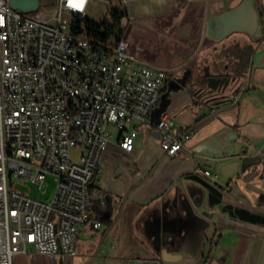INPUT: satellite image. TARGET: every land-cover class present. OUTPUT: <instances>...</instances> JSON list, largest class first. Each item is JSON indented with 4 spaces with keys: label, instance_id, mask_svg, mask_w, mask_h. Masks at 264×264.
I'll return each instance as SVG.
<instances>
[{
    "label": "crops",
    "instance_id": "crops-1",
    "mask_svg": "<svg viewBox=\"0 0 264 264\" xmlns=\"http://www.w3.org/2000/svg\"><path fill=\"white\" fill-rule=\"evenodd\" d=\"M257 2L165 0L175 15L155 26L167 41L148 60L168 70L162 99L151 124H127L138 130L133 152L120 149L119 132L108 126L112 138L91 186L100 228L80 227L73 257L19 253L14 264H264V41L258 42ZM127 40L137 55L133 47L142 43L133 35ZM245 46L253 48L249 89L248 71L224 92H200L196 82L203 83L207 69L213 77L233 76V53ZM164 112L176 131H194L175 157L164 154L155 126Z\"/></svg>",
    "mask_w": 264,
    "mask_h": 264
},
{
    "label": "built area",
    "instance_id": "built-area-1",
    "mask_svg": "<svg viewBox=\"0 0 264 264\" xmlns=\"http://www.w3.org/2000/svg\"><path fill=\"white\" fill-rule=\"evenodd\" d=\"M40 1L25 11L0 0V264L19 253L73 257L80 227L100 228L91 186L112 138L108 126L120 149L133 152L138 130L127 124L152 123L168 77L130 52L127 23L119 38L77 31L92 0H53L51 9ZM155 126L168 157L194 132L176 131L165 112ZM49 177L57 181L50 201L18 187L30 181L45 193Z\"/></svg>",
    "mask_w": 264,
    "mask_h": 264
},
{
    "label": "rangeland",
    "instance_id": "rangeland-1",
    "mask_svg": "<svg viewBox=\"0 0 264 264\" xmlns=\"http://www.w3.org/2000/svg\"><path fill=\"white\" fill-rule=\"evenodd\" d=\"M108 1V2H107ZM121 0H92L88 9V18L96 23L111 22L110 9H119L126 12V16L133 22L129 23L125 38L128 39L132 35L142 43V48L134 46V52L140 57L147 60L151 59V54L158 51L167 41L164 32L156 29L155 26L160 25V18L164 16L173 17L175 13L169 12L165 8V0H127L121 4ZM42 5L53 7V0H42ZM132 17V19H131ZM79 150H73L74 159L78 158ZM57 181L53 177H49L45 184V193H42L38 185L33 182H28L25 185L18 184V187L25 189L34 198L50 201L55 193Z\"/></svg>",
    "mask_w": 264,
    "mask_h": 264
},
{
    "label": "trees",
    "instance_id": "trees-1",
    "mask_svg": "<svg viewBox=\"0 0 264 264\" xmlns=\"http://www.w3.org/2000/svg\"><path fill=\"white\" fill-rule=\"evenodd\" d=\"M258 11L262 22L263 36L258 42L264 41V0H258ZM126 16V12L119 9H110L111 22L96 23L89 18L79 19L78 23L81 27H77V31L86 32L94 36L110 39L112 37L119 38L123 34L121 27L122 20ZM253 52L252 46H245L241 49L238 48L237 53H233L237 62L233 66V76L246 75L250 67V57Z\"/></svg>",
    "mask_w": 264,
    "mask_h": 264
},
{
    "label": "water",
    "instance_id": "water-1",
    "mask_svg": "<svg viewBox=\"0 0 264 264\" xmlns=\"http://www.w3.org/2000/svg\"><path fill=\"white\" fill-rule=\"evenodd\" d=\"M10 4H11V7L13 9H19V10L27 11V10H32V9L38 8L39 0H10ZM252 70H253V60L250 63L249 74H248V85L246 87V90L249 89V82L251 79ZM190 74H191V71H187L184 74V76L179 80V84L185 86L188 82ZM205 76L208 77V82H209L208 85L211 88V90H215V91L220 90L223 92L228 88V86L231 82H234V81L238 80V78H239L237 76H225L223 78L213 77V76H210L208 69L206 70ZM211 81L219 82V85L213 86L211 84ZM196 84H198V83L196 82ZM239 89L240 88H238L236 91L238 92ZM60 254H62V252H60Z\"/></svg>",
    "mask_w": 264,
    "mask_h": 264
},
{
    "label": "flooded vegetation",
    "instance_id": "flooded-vegetation-1",
    "mask_svg": "<svg viewBox=\"0 0 264 264\" xmlns=\"http://www.w3.org/2000/svg\"><path fill=\"white\" fill-rule=\"evenodd\" d=\"M204 75V74H203ZM225 76H231L230 75V73L229 74H226V75H224V74H217V78L218 77H221V78H223V77H225ZM202 79L204 80L203 81V83H198V85H199V89H200V92H202L203 94H205V95H207V96H213V95H215L214 94V92L212 93V90H211V88H208V77H206V76H203L202 77ZM211 84L213 85V86H217V85H219V82H215V81H211Z\"/></svg>",
    "mask_w": 264,
    "mask_h": 264
},
{
    "label": "bare ground",
    "instance_id": "bare-ground-1",
    "mask_svg": "<svg viewBox=\"0 0 264 264\" xmlns=\"http://www.w3.org/2000/svg\"><path fill=\"white\" fill-rule=\"evenodd\" d=\"M40 8L41 9H51V8H54V6L53 7H46V6L42 5V3L40 1ZM32 10H37V8L36 9H32Z\"/></svg>",
    "mask_w": 264,
    "mask_h": 264
},
{
    "label": "snow or ice",
    "instance_id": "snow-or-ice-1",
    "mask_svg": "<svg viewBox=\"0 0 264 264\" xmlns=\"http://www.w3.org/2000/svg\"><path fill=\"white\" fill-rule=\"evenodd\" d=\"M81 2H82V0H81ZM76 6H77V7H79L80 5H79V4H77Z\"/></svg>",
    "mask_w": 264,
    "mask_h": 264
}]
</instances>
